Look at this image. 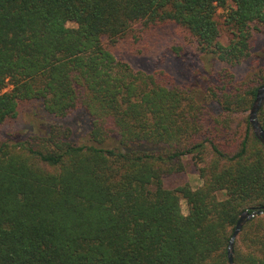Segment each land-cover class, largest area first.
<instances>
[{
	"label": "trees",
	"instance_id": "1",
	"mask_svg": "<svg viewBox=\"0 0 264 264\" xmlns=\"http://www.w3.org/2000/svg\"><path fill=\"white\" fill-rule=\"evenodd\" d=\"M162 30L178 57L237 67L264 32V0H0V132L31 102L52 119L0 142V264H229L241 215L264 210L249 121L264 70L199 92L118 57ZM76 118L89 120L82 144ZM258 119L264 130V107ZM188 157L203 184L167 189ZM234 264H264V216L244 227Z\"/></svg>",
	"mask_w": 264,
	"mask_h": 264
},
{
	"label": "rangeland",
	"instance_id": "2",
	"mask_svg": "<svg viewBox=\"0 0 264 264\" xmlns=\"http://www.w3.org/2000/svg\"><path fill=\"white\" fill-rule=\"evenodd\" d=\"M224 11L220 10L222 17ZM75 27L74 24H69ZM172 30H162L154 34L148 41L142 44H123L117 52L118 57L129 60L133 66L147 72L155 70L168 73L174 79L176 85L192 91L203 92L209 85L221 80L223 75L229 72L234 74L235 81L241 83L253 78L255 73L264 70V32L255 35L253 39V52L249 59L237 67H231L220 63L210 57H200L189 52H184L178 57L172 52ZM223 41L228 42V37L223 35ZM217 83V82H216ZM212 111L218 114L217 105L210 106ZM52 119L45 113L39 102H31L22 105L20 115L9 123L0 132V142H20L32 134L42 133ZM74 129V141L82 144L88 141L89 120L87 118L72 119L68 123ZM185 171L164 179V186L169 190H176L181 186L190 185L193 189L203 184L200 178L197 161L192 157L184 160ZM184 215L188 214V207L184 200L181 201Z\"/></svg>",
	"mask_w": 264,
	"mask_h": 264
},
{
	"label": "water",
	"instance_id": "3",
	"mask_svg": "<svg viewBox=\"0 0 264 264\" xmlns=\"http://www.w3.org/2000/svg\"><path fill=\"white\" fill-rule=\"evenodd\" d=\"M264 107V85L259 88L256 96V100L253 104V107L250 111L249 121L252 127V130L257 137V139L261 142L264 146V130L259 122L258 116L262 108ZM258 216H264V210L258 209L252 212L246 211L243 213L238 220V223L235 227V230L232 234V237L229 242L228 247V259L229 264H234V245L237 241L239 235L243 231L244 227L253 219Z\"/></svg>",
	"mask_w": 264,
	"mask_h": 264
}]
</instances>
